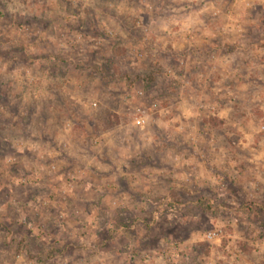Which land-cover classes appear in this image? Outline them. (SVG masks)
<instances>
[{
  "label": "rangeland",
  "instance_id": "rangeland-1",
  "mask_svg": "<svg viewBox=\"0 0 264 264\" xmlns=\"http://www.w3.org/2000/svg\"><path fill=\"white\" fill-rule=\"evenodd\" d=\"M0 264H264V0H0Z\"/></svg>",
  "mask_w": 264,
  "mask_h": 264
},
{
  "label": "built area",
  "instance_id": "built-area-1",
  "mask_svg": "<svg viewBox=\"0 0 264 264\" xmlns=\"http://www.w3.org/2000/svg\"><path fill=\"white\" fill-rule=\"evenodd\" d=\"M136 93L139 96L142 95V92L140 90H137ZM92 105L95 106V102H93ZM147 117H148V113L145 109L137 108L134 111V115L131 119V124L138 127V128H143L146 125ZM215 234L216 233H214V232H209V233H207L206 237L210 240L214 237Z\"/></svg>",
  "mask_w": 264,
  "mask_h": 264
},
{
  "label": "trees",
  "instance_id": "trees-1",
  "mask_svg": "<svg viewBox=\"0 0 264 264\" xmlns=\"http://www.w3.org/2000/svg\"><path fill=\"white\" fill-rule=\"evenodd\" d=\"M148 78H149L150 80H153V79H154V77H152V76H149Z\"/></svg>",
  "mask_w": 264,
  "mask_h": 264
}]
</instances>
